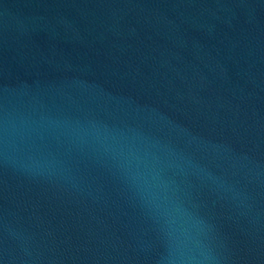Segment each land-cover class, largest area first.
<instances>
[{"label":"water","instance_id":"95a60500","mask_svg":"<svg viewBox=\"0 0 264 264\" xmlns=\"http://www.w3.org/2000/svg\"><path fill=\"white\" fill-rule=\"evenodd\" d=\"M0 264H264V0H0Z\"/></svg>","mask_w":264,"mask_h":264}]
</instances>
